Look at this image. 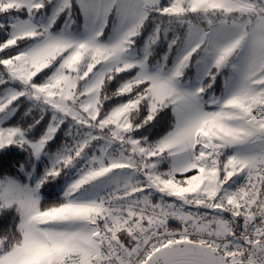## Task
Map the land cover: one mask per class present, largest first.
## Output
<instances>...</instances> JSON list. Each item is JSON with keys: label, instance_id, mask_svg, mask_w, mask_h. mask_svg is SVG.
<instances>
[{"label": "snow or ice", "instance_id": "6c2138e0", "mask_svg": "<svg viewBox=\"0 0 264 264\" xmlns=\"http://www.w3.org/2000/svg\"><path fill=\"white\" fill-rule=\"evenodd\" d=\"M0 264H264V0H0Z\"/></svg>", "mask_w": 264, "mask_h": 264}]
</instances>
